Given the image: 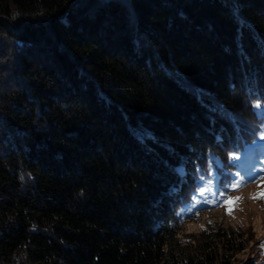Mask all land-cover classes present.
<instances>
[{
    "label": "trees",
    "instance_id": "1",
    "mask_svg": "<svg viewBox=\"0 0 264 264\" xmlns=\"http://www.w3.org/2000/svg\"><path fill=\"white\" fill-rule=\"evenodd\" d=\"M263 133L264 0H0V264H234L169 241Z\"/></svg>",
    "mask_w": 264,
    "mask_h": 264
},
{
    "label": "rangeland",
    "instance_id": "2",
    "mask_svg": "<svg viewBox=\"0 0 264 264\" xmlns=\"http://www.w3.org/2000/svg\"><path fill=\"white\" fill-rule=\"evenodd\" d=\"M195 90L200 94L198 88ZM258 145H264V133ZM234 185L230 192H224L218 189L215 178H212L193 195L181 210L183 216L200 209L204 211L201 218L188 222L177 238L169 241V246L176 253L187 255L212 247L230 253V242L238 229L244 227L252 237L247 248L236 255L234 264L264 263V175L255 182L241 184L238 181ZM229 197L239 199L229 205L225 203ZM229 207L232 209L230 213Z\"/></svg>",
    "mask_w": 264,
    "mask_h": 264
},
{
    "label": "snow or ice",
    "instance_id": "3",
    "mask_svg": "<svg viewBox=\"0 0 264 264\" xmlns=\"http://www.w3.org/2000/svg\"><path fill=\"white\" fill-rule=\"evenodd\" d=\"M234 187H235V185H234ZM238 199H239V197H236V198L229 197L228 200L225 201V203L230 205L234 200H238ZM228 210H229V213H230L231 210H232L231 207H229Z\"/></svg>",
    "mask_w": 264,
    "mask_h": 264
}]
</instances>
